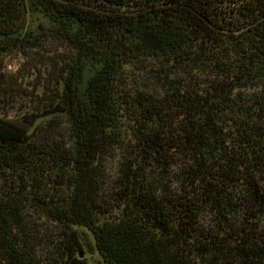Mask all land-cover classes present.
<instances>
[{"label": "trees", "instance_id": "1", "mask_svg": "<svg viewBox=\"0 0 264 264\" xmlns=\"http://www.w3.org/2000/svg\"><path fill=\"white\" fill-rule=\"evenodd\" d=\"M12 99L0 264H264V0H0Z\"/></svg>", "mask_w": 264, "mask_h": 264}, {"label": "rangeland", "instance_id": "2", "mask_svg": "<svg viewBox=\"0 0 264 264\" xmlns=\"http://www.w3.org/2000/svg\"><path fill=\"white\" fill-rule=\"evenodd\" d=\"M1 64L3 65L4 72H6V76H8L9 78L18 79L19 77H22L20 87L25 88V91H28L32 85H36L37 82H39L42 77L41 69L38 70V66L36 65L37 72L33 70L31 64L27 62L25 63L23 57L20 54H10L4 56L2 58ZM28 106L30 105L29 104L26 105V108H28ZM0 109H1V113H7L8 117L14 119L23 113L25 107H23V104L20 105L18 100L13 101L12 99L11 102L8 104H1ZM113 168L114 166L111 162L107 164L105 169V177L107 179L106 180L107 182L105 184L113 180L114 178ZM88 260L90 261L91 264H100L98 260L96 262L95 256L94 257L91 256L90 259Z\"/></svg>", "mask_w": 264, "mask_h": 264}, {"label": "water", "instance_id": "3", "mask_svg": "<svg viewBox=\"0 0 264 264\" xmlns=\"http://www.w3.org/2000/svg\"><path fill=\"white\" fill-rule=\"evenodd\" d=\"M81 256V255H80Z\"/></svg>", "mask_w": 264, "mask_h": 264}]
</instances>
